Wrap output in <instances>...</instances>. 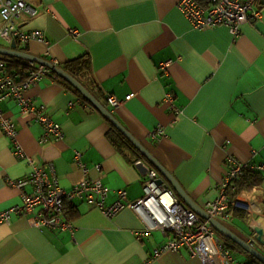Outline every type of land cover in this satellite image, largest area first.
Masks as SVG:
<instances>
[{
	"label": "crops",
	"instance_id": "1",
	"mask_svg": "<svg viewBox=\"0 0 264 264\" xmlns=\"http://www.w3.org/2000/svg\"><path fill=\"white\" fill-rule=\"evenodd\" d=\"M28 1L40 5L42 13L31 20L22 15L18 24L44 31L49 44L0 37V47L57 62L76 77L174 174L198 208L207 212V203L217 197L229 156L264 164V0L255 3L262 17L244 23L238 37L224 25L195 27L181 0ZM84 55L90 57V74L77 76L66 63ZM30 62L0 52V68L19 78L29 73ZM130 94L134 101L127 100ZM110 95L123 103L112 106ZM25 96L64 131L63 138L52 135L42 143L45 129L35 116L23 114L15 99L1 102L5 115L17 122L19 143L41 167L48 171L55 162L60 184L70 189L85 177L76 158L80 151L88 177L111 189L107 203L119 200V190L125 189L127 206L108 217L86 199L68 202L66 216L77 236L70 230H40L30 225L28 214H14L10 224L0 223V264H204L185 246L155 255L169 236L158 228L146 232L144 219L129 205L145 196L148 171L155 170L190 206L115 122L55 71ZM12 143L0 131V211L22 202L20 189L9 180L30 171L12 152ZM250 170L261 174L260 183L238 194L245 201L232 209L230 219L219 221L264 254V173L247 169L238 181ZM212 226L237 260H260Z\"/></svg>",
	"mask_w": 264,
	"mask_h": 264
},
{
	"label": "built area",
	"instance_id": "2",
	"mask_svg": "<svg viewBox=\"0 0 264 264\" xmlns=\"http://www.w3.org/2000/svg\"><path fill=\"white\" fill-rule=\"evenodd\" d=\"M257 0H181L180 7L192 24L200 29L217 25L229 28L232 35L240 36L242 25L262 17V10L255 7ZM42 13V8L28 0H0V14L4 24L0 27V37L8 41L28 43L39 40L48 43L42 30H24L18 19L25 15L34 19ZM77 35L79 32H72ZM49 44V43H48ZM57 65V62H53ZM31 70L19 78L3 66L0 68V131L12 140L11 150L30 168L27 175L10 178L9 183L22 193V202L0 211V223L10 224L14 214H28L31 226L40 230L45 228L70 230L75 233V226L66 216V204L75 199H86L108 217L116 216L126 208L127 191L120 189V199L111 204L107 203L111 189L101 179L88 177L90 168L82 152L76 154L77 162L82 167L84 179L70 189L60 184L57 165L48 164L45 171L36 156L18 141L17 122L5 115L1 102L15 99L21 106L23 114H33L45 129L41 142L47 143L52 135L64 137L62 124L52 118L44 109L37 108L33 99L25 96V92L35 83L53 74L54 69L46 64H38L31 60ZM135 94L127 97L134 101ZM114 107L123 101L114 95L108 98ZM161 133V132H160ZM229 172L217 186V197L207 203V212L212 218L228 220L232 217V209L245 200L239 195L233 196L236 182L245 170L254 169L264 173V164L251 165L242 162L234 156L227 158ZM145 185V196L138 202L129 204L137 211L146 223V232L161 229L168 235L167 241L156 249L159 256L166 251H178L185 246L192 256L200 257L204 264H247L237 260L232 251L216 234L210 220L203 219L195 210L184 204L175 191L159 177L155 170H149ZM33 190L28 191L27 186ZM241 206V205H240Z\"/></svg>",
	"mask_w": 264,
	"mask_h": 264
},
{
	"label": "water",
	"instance_id": "3",
	"mask_svg": "<svg viewBox=\"0 0 264 264\" xmlns=\"http://www.w3.org/2000/svg\"><path fill=\"white\" fill-rule=\"evenodd\" d=\"M16 47V43L13 44ZM0 52L5 54H12L17 55L21 57H26L28 59L37 61L42 64H46L52 69H54L55 72L62 75L66 79H68L70 82H72L90 101H92L98 108H100L113 122L116 123V125L127 135V137L134 142V144L142 150V152L151 160V162L164 174V176L171 182L173 187L176 189V191L179 193V195L186 201V203L194 208L198 213L202 214L205 218L211 221V223L216 227L218 230H220L222 233H224L226 236L231 237L235 241H237L239 244H241L244 248H246L248 251H250L252 254L257 256L261 261L264 262V254L260 252L255 246L247 242L246 240L242 239L239 235H237L234 231H232L230 228H228L226 225H224L222 222H220L216 218L210 217L208 212L205 210L198 208L196 203L191 199V197L187 194L185 189L182 187L180 182L177 180V178L174 176L172 172H170L162 163L161 161L153 154L151 153L135 136L129 132L115 117L114 115L108 110V108L105 107L104 104H102L92 93L91 91L86 88L76 77H74L72 74H70L68 71H66L64 68L59 67L58 65H55L53 62L47 61L43 58H40L38 56H35L33 54L18 51L15 49L10 48H3L0 47ZM142 168L143 165L140 164ZM147 170V169H146Z\"/></svg>",
	"mask_w": 264,
	"mask_h": 264
},
{
	"label": "trees",
	"instance_id": "4",
	"mask_svg": "<svg viewBox=\"0 0 264 264\" xmlns=\"http://www.w3.org/2000/svg\"><path fill=\"white\" fill-rule=\"evenodd\" d=\"M29 67V62L25 64ZM66 67L74 72L77 76H84L87 74H90L91 69V63H90V57L89 55H84L80 58L68 61L66 63ZM244 178V179H243ZM237 182L236 188L234 191L231 192L233 196H236L243 192L246 189H249L250 187H253L254 185H257L261 181V174L257 171H248L245 176ZM248 264H264L254 256H250Z\"/></svg>",
	"mask_w": 264,
	"mask_h": 264
}]
</instances>
